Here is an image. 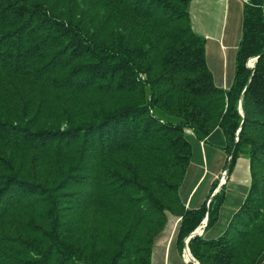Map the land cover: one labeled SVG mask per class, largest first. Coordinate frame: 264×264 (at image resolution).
<instances>
[{"label": "trees", "instance_id": "obj_1", "mask_svg": "<svg viewBox=\"0 0 264 264\" xmlns=\"http://www.w3.org/2000/svg\"><path fill=\"white\" fill-rule=\"evenodd\" d=\"M192 1L0 0V264H152L168 215L182 246L208 208L197 262L264 264V0L244 5L230 90ZM186 129L222 148L224 172L250 161L224 226L226 186L207 206L219 182L185 209Z\"/></svg>", "mask_w": 264, "mask_h": 264}, {"label": "crops", "instance_id": "obj_2", "mask_svg": "<svg viewBox=\"0 0 264 264\" xmlns=\"http://www.w3.org/2000/svg\"><path fill=\"white\" fill-rule=\"evenodd\" d=\"M248 1L193 0L190 5L194 31L207 39V58H223L219 72L213 76L217 80V82L214 80L216 85L225 90H230L236 81L235 70L230 71L228 58H236L242 38L244 5ZM191 136L194 137L193 131ZM199 144L203 162L191 167L181 193L186 210L200 209L206 204L211 193V186L220 179L226 165L227 155L222 148L205 144L203 141H199ZM207 146H211L215 153L211 160L208 156ZM250 183V161L247 158H241L238 160L228 185H226L227 199L222 211L223 226L233 212L239 208L241 200L249 190ZM180 222V216L168 215L167 226L155 244L152 264H192L187 260L183 244L182 246L178 244ZM205 235L206 233L202 236ZM218 235L219 232L215 231L211 232L209 237Z\"/></svg>", "mask_w": 264, "mask_h": 264}, {"label": "rangeland", "instance_id": "obj_3", "mask_svg": "<svg viewBox=\"0 0 264 264\" xmlns=\"http://www.w3.org/2000/svg\"><path fill=\"white\" fill-rule=\"evenodd\" d=\"M222 60H223V58H207L208 65H209V67H210V69H211V71H212V73L214 75L219 72L220 66L222 64ZM228 60L230 61V71L233 72L235 70L236 58H228ZM215 81L217 82V80H215ZM189 140H190V142L192 144V167H194V166H197L198 163L203 162V161H201L202 152H201V147H200L199 141H197L192 136L189 137ZM207 152H208L209 159L211 160L213 158V156H215V153H214V151H213L211 146H207ZM241 158H247V157L243 154V155H241V157L239 159H241ZM232 175L230 176V179H231ZM223 176H224V170H223V174L221 175L220 179L217 181V182H219V184L222 181ZM230 179H229V181H230ZM228 182L225 184V186L228 185ZM250 185H251V183H250ZM221 192H222V190L220 192H218L215 196H214V194H215L214 193L213 196L211 197V199L209 200V202L210 201L212 202L214 199H217L219 197V195L221 194ZM209 202L207 204H209Z\"/></svg>", "mask_w": 264, "mask_h": 264}, {"label": "water", "instance_id": "obj_4", "mask_svg": "<svg viewBox=\"0 0 264 264\" xmlns=\"http://www.w3.org/2000/svg\"><path fill=\"white\" fill-rule=\"evenodd\" d=\"M254 60H255V64H256V62L258 61V58H254ZM255 64H254V68H255ZM239 110H240V115H241L242 121H244V113H243V111H242L241 103L239 104ZM232 161H233V154L228 158V164H227V168H226V170H225V172H224L223 179H222V181L220 182L218 189L215 191L214 196H215L218 192H220V191L223 189V187L225 186V184L229 181L230 176H231ZM204 223H206V226H205V230H206V228H207V224H208V211L206 212V215L204 216V221H203L202 225H203ZM198 229H199V228H198ZM205 230H204V231H205ZM196 231H197V230H196ZM196 231H195V232H196ZM195 232H193V233H192L187 239L184 240V242H183V246H184V248H183V249H184V252H185V254H186V256H187V260H188L189 262H191L192 264H199V263L197 262V260L193 257V255H192V253H191V251H190V249H189V247H188L189 244H190V242L194 240V238H193V234H194Z\"/></svg>", "mask_w": 264, "mask_h": 264}, {"label": "built area", "instance_id": "obj_5", "mask_svg": "<svg viewBox=\"0 0 264 264\" xmlns=\"http://www.w3.org/2000/svg\"><path fill=\"white\" fill-rule=\"evenodd\" d=\"M253 68H254V66L252 67V69H253ZM185 131H186V133H187L188 135H192V131H191L190 129H186ZM210 202H211V201H210ZM210 202H209V204H210ZM209 204H207V206H209ZM201 226H203V225H201ZM201 226H200V227H201ZM200 227H199V228H200ZM204 230H205V228H204ZM203 233H204V232H203ZM203 233H202V234H203ZM202 234H201V235H202ZM201 235H200V236H201Z\"/></svg>", "mask_w": 264, "mask_h": 264}, {"label": "bare ground", "instance_id": "obj_6", "mask_svg": "<svg viewBox=\"0 0 264 264\" xmlns=\"http://www.w3.org/2000/svg\"><path fill=\"white\" fill-rule=\"evenodd\" d=\"M253 61H254V60H251V62H253ZM205 224H206V223H205ZM199 231H200V229H198V230L195 232V234L198 233Z\"/></svg>", "mask_w": 264, "mask_h": 264}]
</instances>
